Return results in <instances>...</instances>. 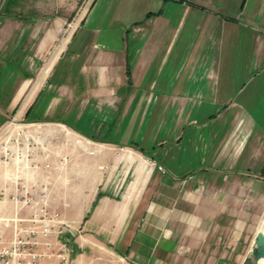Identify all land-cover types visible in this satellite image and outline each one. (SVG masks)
I'll return each mask as SVG.
<instances>
[{"label": "crops", "instance_id": "0c3cea01", "mask_svg": "<svg viewBox=\"0 0 264 264\" xmlns=\"http://www.w3.org/2000/svg\"><path fill=\"white\" fill-rule=\"evenodd\" d=\"M78 1L0 0V127L43 125L23 180L76 228L70 264H241L258 231L264 253V0H92L66 37ZM132 108L139 135L108 139Z\"/></svg>", "mask_w": 264, "mask_h": 264}, {"label": "built area", "instance_id": "2783aa9c", "mask_svg": "<svg viewBox=\"0 0 264 264\" xmlns=\"http://www.w3.org/2000/svg\"><path fill=\"white\" fill-rule=\"evenodd\" d=\"M23 126L13 116L0 127V167L12 169L6 174L11 185H0V264H70L71 246L62 236L76 228L51 208L46 184L23 180L24 172L38 167L32 157L36 133ZM67 158L62 155L61 161Z\"/></svg>", "mask_w": 264, "mask_h": 264}, {"label": "rangeland", "instance_id": "374dc122", "mask_svg": "<svg viewBox=\"0 0 264 264\" xmlns=\"http://www.w3.org/2000/svg\"><path fill=\"white\" fill-rule=\"evenodd\" d=\"M92 0H79L76 4V8L74 9L73 12L69 14L67 17L66 23H65V29H64V36H69L72 31L75 30V28L80 24L82 18L84 17L87 8L89 7L90 3ZM80 61V60H79ZM60 68H57L59 70ZM120 90H123V88H120ZM30 95V94H29ZM123 95V92L117 91L115 93L116 97H121ZM66 103L61 104V109L58 110V112L55 115V120L60 119L65 121L66 123L70 124L72 127H79L83 123V121L75 120L76 115L82 114L84 117L86 116H93L96 115L95 110L91 109H64L63 106H65ZM79 105V104H76ZM157 110V109H156ZM156 110H151L149 109L148 111H156ZM146 109H138V108H132L129 110V115L126 116L125 118L123 117V110L120 112L116 109H111L110 114L111 117L104 119L105 121L103 122L104 125L106 126L108 130L105 131V136L110 139L111 141H115L117 143H123L126 141L128 138H133L134 136H138L140 131H141V125L140 122L144 119L145 114H146ZM158 111V110H157ZM18 110H13L12 112L9 113V117L6 121L11 119L13 116L16 117L18 120H20L24 126L29 125L25 128H27L30 132L39 134L43 130V125L41 123H34L29 121L30 119L27 118H22L18 116ZM82 116V117H83ZM80 117V116H79ZM87 118V117H86ZM102 119V118H101ZM98 120V119H97ZM98 123V122H97ZM80 124V125H79ZM23 126V127H24ZM83 128V126H81ZM69 130V129H68ZM119 146H116L118 148ZM123 147L127 152V154L130 153H136V150L133 146H120ZM128 150V151H127ZM153 161H150L152 164ZM69 221V220H68ZM70 222V221H69ZM73 231V230H72ZM71 233V232H67ZM79 234V233H78ZM64 235V234H63ZM66 239V238H65ZM68 243L70 245L69 239L67 238ZM252 249V247H251ZM251 249L249 251H251ZM72 250V247H71ZM249 253V252H248ZM245 256V253L242 254L245 256V258L248 256ZM72 254V252H71ZM210 256H215L214 254H209ZM233 254H228V256L232 257ZM100 256L103 258L104 264H130L126 260H121V258L116 257L113 253L110 252H104L103 254H100ZM71 258V257H70ZM245 258L243 259L242 263L244 262ZM71 261V259H70ZM229 261L228 263H230ZM177 264H183L182 262H179Z\"/></svg>", "mask_w": 264, "mask_h": 264}, {"label": "bare ground", "instance_id": "6f19581e", "mask_svg": "<svg viewBox=\"0 0 264 264\" xmlns=\"http://www.w3.org/2000/svg\"><path fill=\"white\" fill-rule=\"evenodd\" d=\"M255 248H256V250H257L256 255H258V259H257V261H254V262H255L254 264H260V262H261L262 259L264 258V253H260V251H259V249H258L257 241H254V242H253L252 249H251V251H249L247 257H248V260H249L250 263L253 262V251H254ZM245 264H247V263H245Z\"/></svg>", "mask_w": 264, "mask_h": 264}, {"label": "water", "instance_id": "95a60500", "mask_svg": "<svg viewBox=\"0 0 264 264\" xmlns=\"http://www.w3.org/2000/svg\"><path fill=\"white\" fill-rule=\"evenodd\" d=\"M262 239H263V236H262L261 232L258 231L256 233V235H255L254 241H259V240H262ZM256 253H257V250L255 248L254 251H253V262L250 263L249 260H248V257H246L244 262H243V264H245V263L254 264L255 263L254 261H257V259H258V255H256Z\"/></svg>", "mask_w": 264, "mask_h": 264}]
</instances>
